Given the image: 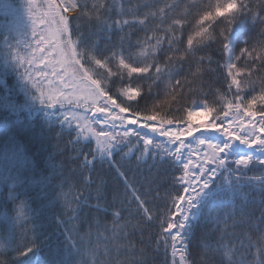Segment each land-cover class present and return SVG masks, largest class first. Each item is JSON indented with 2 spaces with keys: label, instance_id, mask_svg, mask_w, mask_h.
<instances>
[{
  "label": "snow or ice",
  "instance_id": "1",
  "mask_svg": "<svg viewBox=\"0 0 264 264\" xmlns=\"http://www.w3.org/2000/svg\"><path fill=\"white\" fill-rule=\"evenodd\" d=\"M0 15V264H155L161 247L164 264H264V0H0ZM20 113L55 132L47 149L8 131ZM125 149L150 175L109 199L93 173Z\"/></svg>",
  "mask_w": 264,
  "mask_h": 264
},
{
  "label": "trees",
  "instance_id": "2",
  "mask_svg": "<svg viewBox=\"0 0 264 264\" xmlns=\"http://www.w3.org/2000/svg\"><path fill=\"white\" fill-rule=\"evenodd\" d=\"M204 3H207V0H203ZM179 11V9H177ZM188 29H185V38L187 35ZM116 37L114 36L113 39ZM105 41L101 39L100 44L103 46ZM201 53H198V55ZM163 97V93L161 92V95L159 97H147V103L149 106H151L152 102L155 99H159ZM189 101H191L192 97H187ZM198 99H203V97H198ZM209 100L212 99V96L209 95ZM144 101H141V106H144ZM8 125L9 129L8 131L11 134H14L18 141L22 142V146L27 150L29 154L35 153L40 149H47L48 146L52 143V137H54L55 132H47L44 131L41 132V118L39 116H30L28 113H20L18 115H9L8 117ZM7 136V133L0 130V144H3ZM135 143V141H133ZM125 150H121L120 152H117L114 157V163L115 167H111L108 164L100 165L99 163L96 165L95 172L93 173L94 176H98L99 178H102L105 184V189L108 193L109 199H111L112 194L114 191H117L120 193L121 197L125 195V185H124V178H127L128 182L138 188L141 192L144 190L143 185L145 178L150 175L149 167L151 165V159L149 158L148 163L139 162L136 159L135 155H129V156H123V152ZM123 156V158H122ZM117 168H119L120 172L124 173V177H121L117 173ZM156 168L152 167L151 174L156 173ZM164 173L161 172V176H163ZM171 175L170 173L168 174ZM248 175H253V172H249ZM170 183V179L168 181ZM168 183H165L161 187V192H163L164 188L168 187ZM247 191V189H245ZM130 195V193H129ZM253 196L256 195L255 192L252 193ZM133 208L135 207V204L133 203L131 205ZM249 207L255 208V215H259V206L258 205H249ZM69 227H71V224H69ZM248 230L251 232L253 239L256 238L257 232L254 227H249ZM155 232H159V228L157 227L154 229ZM147 235V232L145 233ZM199 235H200V228L198 227L196 230V234L194 236V239L192 243L189 245L190 251L193 253V256H195L196 251L199 246ZM243 249L238 248L237 254L239 255ZM112 258H115V254H112ZM251 259V257H248ZM49 259V257L45 256L44 253L40 254V264H44V262ZM99 259H103V256L101 255ZM29 264H35L36 258L35 257H29ZM168 260L170 261V257H168ZM165 262V255H164V249L161 247L158 254L155 255V264H164Z\"/></svg>",
  "mask_w": 264,
  "mask_h": 264
},
{
  "label": "rangeland",
  "instance_id": "3",
  "mask_svg": "<svg viewBox=\"0 0 264 264\" xmlns=\"http://www.w3.org/2000/svg\"><path fill=\"white\" fill-rule=\"evenodd\" d=\"M5 17H3L2 15H0V23H3L5 21ZM2 29H0V33H2Z\"/></svg>",
  "mask_w": 264,
  "mask_h": 264
}]
</instances>
